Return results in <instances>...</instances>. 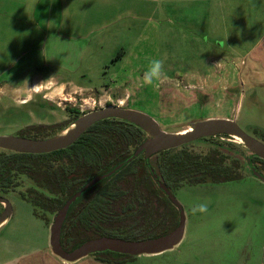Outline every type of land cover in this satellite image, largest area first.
<instances>
[{
    "label": "rangeland",
    "instance_id": "rangeland-1",
    "mask_svg": "<svg viewBox=\"0 0 264 264\" xmlns=\"http://www.w3.org/2000/svg\"><path fill=\"white\" fill-rule=\"evenodd\" d=\"M149 5L138 19L129 21L131 31L121 25L112 29L117 33L104 55L108 68L101 69L103 63L90 74L52 76L75 83L68 86L45 82L51 77L45 70L0 81V136H18L20 128L32 123H59L68 118L70 109L79 110L81 116L110 102L150 114L168 132L183 131L199 120L235 118L247 134L264 143V79L250 80L241 66L246 53L264 36V0H150ZM120 48L126 53L114 66L111 57ZM153 59L164 60L161 79L143 87V98L131 95L133 84L145 83ZM197 71L220 77L208 95L176 88ZM36 77L41 79L33 80ZM155 86L165 88L164 98ZM42 98L52 107L42 106ZM32 99L30 104L18 102ZM201 142L190 147L208 150ZM224 142L239 144L236 139ZM234 151L241 152L237 155L244 162L249 157L244 149ZM243 173L237 182L177 191L186 214L182 243L130 264H264V183L247 169ZM28 186L35 184L24 180L23 187L7 195L13 214L0 228V264H13L49 248L50 227L19 195ZM201 203L208 211L193 214L192 208Z\"/></svg>",
    "mask_w": 264,
    "mask_h": 264
},
{
    "label": "trees",
    "instance_id": "trees-1",
    "mask_svg": "<svg viewBox=\"0 0 264 264\" xmlns=\"http://www.w3.org/2000/svg\"><path fill=\"white\" fill-rule=\"evenodd\" d=\"M76 118L56 126L32 127L23 137L44 139L54 136ZM146 138L139 127L119 120L108 119L92 126L76 143L65 150L50 154H19L0 150V187L6 191L13 183V173L27 174L38 182H45L54 197L36 196L33 204L46 211L62 208L78 190L93 176L106 173L131 157L137 147ZM236 145V144H234ZM237 146V145H236ZM240 150L241 146H237ZM211 148L206 153H196L186 146L162 152L150 159L159 178L169 189L176 191L184 185H197L213 181L222 183L240 179L234 174L235 167L227 163L246 164L248 158L264 162L257 156L246 157V161L237 155L231 147ZM229 151L236 153L229 160ZM233 156V154L231 155ZM59 163L67 166H33ZM17 165V166H14ZM160 190L154 184L141 155L126 166L112 179L105 181L82 196L71 208L64 225L61 243L65 250L72 251L88 240L112 237L129 241H142L159 238L177 227L168 226L165 233H153L143 222L144 216L137 218L135 207L145 195H159ZM162 193V192H161ZM0 204V213L2 212ZM169 212H167V217ZM93 257L105 264H124L126 259L134 257L111 252L95 254Z\"/></svg>",
    "mask_w": 264,
    "mask_h": 264
},
{
    "label": "crops",
    "instance_id": "crops-1",
    "mask_svg": "<svg viewBox=\"0 0 264 264\" xmlns=\"http://www.w3.org/2000/svg\"><path fill=\"white\" fill-rule=\"evenodd\" d=\"M149 4L150 0H0V81L12 82L45 70L51 76L45 82L68 86L75 83L52 76L90 74L103 63L101 69L108 68L104 55L113 40L110 38L117 33L112 29L121 25L131 31L129 21L138 19ZM125 53L124 49L117 50L111 57L112 65H117ZM242 65L250 80L264 79V36L246 53ZM207 74L202 76L197 71L184 80L208 91L220 77ZM13 264L64 263L48 248ZM76 264L105 263L88 257Z\"/></svg>",
    "mask_w": 264,
    "mask_h": 264
},
{
    "label": "water",
    "instance_id": "water-1",
    "mask_svg": "<svg viewBox=\"0 0 264 264\" xmlns=\"http://www.w3.org/2000/svg\"><path fill=\"white\" fill-rule=\"evenodd\" d=\"M108 119H119L131 123L142 129L146 134V138L131 158L119 166H116L109 173L92 180L71 198L56 215L50 227L49 249L51 253L64 264H76L92 255L106 252L128 255L131 257L156 256L172 251L182 243L186 230V214L177 198L164 184L160 183L161 189L166 192L170 200L180 211L179 225L172 232L159 238L142 241H129L112 237L95 238L86 241L72 251H67L62 246V228L72 204L86 191L99 182L113 176L141 153H144L146 160H149L154 155L164 151L177 149L204 138L225 135L232 139H238L239 141H237L239 144L237 145L243 147V149L249 153V157L257 156L264 160V143L247 134L238 125L235 118L199 120L190 124V126L183 131L168 132L163 130L160 124L149 114L114 104L106 105L105 107L79 116L63 130L48 138L33 139L14 135L0 136V150L32 155H42L60 151L76 143L92 126ZM247 162L249 166H252L251 158H248ZM253 173L256 178L264 183V177L260 173L255 170H253ZM0 204L5 207V210L0 214L1 228L10 220L13 210L10 202L1 196Z\"/></svg>",
    "mask_w": 264,
    "mask_h": 264
},
{
    "label": "flooded vegetation",
    "instance_id": "flooded-vegetation-1",
    "mask_svg": "<svg viewBox=\"0 0 264 264\" xmlns=\"http://www.w3.org/2000/svg\"><path fill=\"white\" fill-rule=\"evenodd\" d=\"M222 73V71L220 72ZM183 77V75H182ZM144 78V77H143ZM180 80H183L180 79ZM178 80V81H180ZM185 81V80H184ZM185 83V84H184ZM182 84V85H181ZM179 85H176L177 89H180L182 90L181 87H184V89H187V91L189 90H195L197 91V93L199 94V92L201 91V93H207L206 95H208V92H206L204 89H201L200 87H197L196 84H191L189 82H183ZM146 85V83L143 84V82L139 83V85H135L133 84L132 88L137 86V88H134L132 89L131 88V95L133 94V92L140 98H143L142 96V92H143V87ZM181 85V86H180ZM155 89H158L159 92H160V97L162 96V98L165 97V93L163 91H166L165 88L164 90L162 86H155ZM148 90V89H147ZM224 90H228V88H224ZM194 91V92H195ZM150 94V92H149ZM131 95H129V98L131 99ZM167 96H170L169 94ZM20 102V104L22 103H25V104H30L33 102V99L32 100H26V101H18ZM42 106L44 107H52V105L43 100L42 98ZM194 103H198V102H194ZM126 104V102H125ZM107 105H112V103H108ZM114 105H118V104H114ZM123 107H126V106H123ZM46 108H43V109H46ZM126 108H132V107H126ZM132 109H135V108H132ZM138 110V109H136ZM140 111V110H139ZM144 112V111H142ZM69 113L70 115L68 116V118H66V120L62 121V122H59V123H45V122H42V123H37V124H30L28 126H25V127H22L19 129V135L18 136H23L24 134H27V131L32 128V127H38V126H56V125H59V124H62L64 122H67L69 120H72L74 118H76L77 116H80V113H79V110H76V109H70L69 110ZM146 113V112H145ZM83 114H85L83 112ZM150 115V114H149ZM151 116V115H150ZM152 117V116H151ZM155 119V118H154ZM156 120V119H155ZM157 121V120H156ZM158 122V121H157ZM159 123V122H158ZM161 126V125H160ZM162 128V127H161ZM85 134V133H84ZM83 134V135H84ZM224 139H232L228 136H225V135H219V136H216V137H210V138H204V139H201L203 142V145L205 148H209L208 150H200V151H195L194 149H192L190 147V145H196L197 141L194 142V143H191V144H188V145H185L188 149H191L192 151L196 152V153H206L208 152L211 148H220L222 151H224V147L228 148V147H231L233 149H237L238 147L234 144H231V143H227V142H224ZM199 141V140H198ZM142 143V142H141ZM199 144V143H197ZM140 146V145H139ZM138 146V147H139ZM185 146H182V147H185ZM137 147V148H138ZM180 147V148H182ZM69 148V147H68ZM67 149V148H66ZM178 149V148H177ZM239 149V148H238ZM65 150V149H63ZM137 150V149H136ZM136 150L134 151L133 155L135 154ZM174 150V149H172ZM170 151V150H168ZM57 152V151H56ZM166 152V151H164ZM162 153V152H161ZM159 153V154H161ZM50 154V153H49ZM229 154H233V156L229 155V160L233 161L234 160V156H235V153H233L232 151H229ZM132 155V156H133ZM141 155L144 156V159H145V163H146V167H147V170L154 182V184L156 185V187L158 188V190H160V194L159 195H145L142 199H145L143 200L141 203L138 204L137 207H135L136 209L138 208L137 210V214H139L137 216V218H140L142 216H144L143 218V222L147 225V228L153 232V233H157V234H161V233H165L168 228L166 227L167 225V218H169V221H168V226H173L174 224L175 225H179V222H180V211L179 209L174 205V203L170 200L169 196L166 194V192H164L163 189H161L160 187V183L164 184L167 188L168 186L160 180L159 178V175L157 173V171L153 168L152 164L150 163V158L149 160H146L145 158V154L144 153H141L137 158H135L132 162L128 163L127 165H125L121 170H119L117 173H115L113 176H111L110 178L108 179H105L101 182H99L98 184H96L94 187H92L91 189H89L88 191H86L84 194H82L73 204L72 206L70 207V210L71 208L78 202V200L84 196L85 194H87L89 191H91L92 189L98 187L100 184L104 183L105 181L107 180H110L112 179L114 176H116L119 172H121L126 166L130 165L131 163H133L136 159H138ZM158 155V154H156ZM154 155V156H156ZM131 156V157H132ZM153 156V157H154ZM129 157V158H131ZM128 158V159H129ZM127 159V160H128ZM260 159V158H259ZM125 160V161H127ZM262 160V159H261ZM125 161L121 162V163H118L116 166H119L120 164L124 163ZM251 165L252 166H249V165H246V164H243L241 165V163H227L226 166H238V167H235V173L234 174H241V178L240 179H237V180H234V181H228V182H222V183H215L213 181H210V182H207V183H201V184H197V185H193L194 186H203V185H207V184H211V185H219V184H223V183H230V182H237V181H240L244 178V170L247 169L251 174H253L254 176V173H253V170H255L256 172L260 173L263 177H264V162H260V161H257L255 160L254 162H252V159H251ZM14 166H17V165H14ZM33 166H67V165H61L59 163H51V164H40V165H33ZM114 167V168H115ZM114 168H112L111 170H109L108 172L106 173H102V174H97L95 176H93L89 181H87L79 190L78 192H80L87 184H89L92 180H94L96 177H99V176H102L104 174H107L109 173L110 171H112ZM156 176H157V179H156ZM258 179V178H257ZM13 183L11 185V187L7 188L6 191H2L1 187H0V196L7 199V195L10 194L11 192H16L18 191L21 187L24 186V180L25 182L30 180L32 181L34 184H35V187H30L28 186L27 188H25V190L23 191H19V195L20 197L24 200V201H27L28 203H30L34 209V215L38 216L40 219H42L43 221H45V223L51 227V225L53 224L54 222V219L56 217V215L58 214V212L64 207V205L71 199L73 198L78 192H76L70 199H68L65 204L62 206V208L56 210L55 212L51 211V210H44L40 207H36L34 204H33V201L36 199V196L37 197H40L41 195H45L46 197H54L56 194L55 193H52L51 191H49V189L47 188V185L46 183L43 181V182H38L36 181L34 178L30 177L29 175L27 174H23V173H19V172H14L13 173ZM261 181V180H260ZM263 183V182H262ZM185 186H190V185H184L183 187ZM182 187V188H183ZM180 188V189H182ZM180 189L176 190V191H172L171 189L168 188V190L175 196V193L177 191H179ZM162 192V193H161ZM176 197V196H175ZM178 200V199H177ZM9 201V200H8ZM2 205V204H1ZM2 212L5 210V207L4 205H2ZM13 210V209H12ZM69 210V212H70ZM1 212V213H2ZM69 212H68V215L66 217V220L63 224V228H64V225L68 219V216H69ZM167 212H169V215L167 217ZM0 213V214H1ZM53 216V218H52ZM177 225V227H178ZM176 227V228H177ZM63 228H62V231H63ZM176 228H174L173 230H175ZM173 230H170V232H172ZM169 232V233H170ZM164 236V235H163ZM62 237V236H61ZM90 258H93L97 261H99L97 258L90 256ZM137 257H134L133 259H126L125 263L124 264H130L132 262H134L136 260ZM101 262V261H99ZM103 263V262H101Z\"/></svg>",
    "mask_w": 264,
    "mask_h": 264
},
{
    "label": "clouds",
    "instance_id": "clouds-1",
    "mask_svg": "<svg viewBox=\"0 0 264 264\" xmlns=\"http://www.w3.org/2000/svg\"><path fill=\"white\" fill-rule=\"evenodd\" d=\"M33 7H35V5H33ZM150 63H151L150 70L144 75V81L148 85H152L156 81H159L161 79V76L164 70V60L153 59L151 60ZM207 211H208V207H207V204L205 203L195 205L192 208L193 214H195L196 212L205 213Z\"/></svg>",
    "mask_w": 264,
    "mask_h": 264
},
{
    "label": "bare ground",
    "instance_id": "bare-ground-1",
    "mask_svg": "<svg viewBox=\"0 0 264 264\" xmlns=\"http://www.w3.org/2000/svg\"><path fill=\"white\" fill-rule=\"evenodd\" d=\"M238 140V139H237ZM239 141V140H238Z\"/></svg>",
    "mask_w": 264,
    "mask_h": 264
}]
</instances>
